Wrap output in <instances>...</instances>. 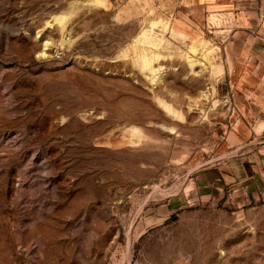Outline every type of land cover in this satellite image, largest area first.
<instances>
[{"label": "rangeland", "instance_id": "rangeland-1", "mask_svg": "<svg viewBox=\"0 0 264 264\" xmlns=\"http://www.w3.org/2000/svg\"><path fill=\"white\" fill-rule=\"evenodd\" d=\"M187 2L0 0V264H264V189L202 186L264 145V19Z\"/></svg>", "mask_w": 264, "mask_h": 264}, {"label": "crops", "instance_id": "crops-1", "mask_svg": "<svg viewBox=\"0 0 264 264\" xmlns=\"http://www.w3.org/2000/svg\"><path fill=\"white\" fill-rule=\"evenodd\" d=\"M187 1L202 15L203 21H226L231 27V22L246 23L264 19V0ZM247 27L248 24L243 26L244 31ZM228 49L231 52V45ZM226 75L231 82V60ZM228 98L231 104V93ZM261 131H264V128ZM225 132L223 141L227 148L226 153L216 159L215 164L213 163L203 177L205 198L214 200V197H217L218 201L225 203H231V200L245 203L260 195L262 188L264 189V145L256 150L248 149L255 140L251 137L252 132L247 130L244 141H237L235 149L231 151V124Z\"/></svg>", "mask_w": 264, "mask_h": 264}, {"label": "built area", "instance_id": "built-area-1", "mask_svg": "<svg viewBox=\"0 0 264 264\" xmlns=\"http://www.w3.org/2000/svg\"><path fill=\"white\" fill-rule=\"evenodd\" d=\"M263 47H264V44H263ZM53 58L56 59V60H59L61 58V53L58 52V51H55L53 53Z\"/></svg>", "mask_w": 264, "mask_h": 264}]
</instances>
